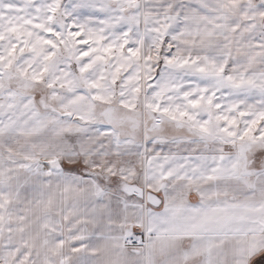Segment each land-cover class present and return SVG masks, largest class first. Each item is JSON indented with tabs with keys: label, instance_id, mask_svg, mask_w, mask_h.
Wrapping results in <instances>:
<instances>
[{
	"label": "snow or ice",
	"instance_id": "1",
	"mask_svg": "<svg viewBox=\"0 0 264 264\" xmlns=\"http://www.w3.org/2000/svg\"><path fill=\"white\" fill-rule=\"evenodd\" d=\"M0 264H264V0H0Z\"/></svg>",
	"mask_w": 264,
	"mask_h": 264
}]
</instances>
